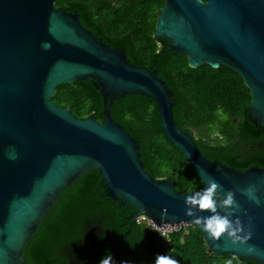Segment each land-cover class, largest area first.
I'll return each instance as SVG.
<instances>
[{
	"label": "water",
	"instance_id": "1",
	"mask_svg": "<svg viewBox=\"0 0 264 264\" xmlns=\"http://www.w3.org/2000/svg\"><path fill=\"white\" fill-rule=\"evenodd\" d=\"M55 1L0 0V264H23L24 246L42 217L90 170H97L109 198L134 209L133 222L145 215L165 231L185 224L201 232L213 255L264 264V168L239 171L203 156L176 125L172 92L157 68L131 64L123 50L106 45ZM153 37L168 43L160 61L173 52L185 55L192 69L224 65L236 72L250 93L248 120L264 126V0H164ZM86 79L103 97L102 123L78 119L51 101L58 86ZM127 95L156 103L163 134L203 187L211 178L235 192L240 207L233 219L251 232L245 244L209 239L185 215L191 193L144 169L138 141L111 117L113 102ZM249 187L259 203L243 194ZM218 210L225 211L219 204Z\"/></svg>",
	"mask_w": 264,
	"mask_h": 264
},
{
	"label": "trees",
	"instance_id": "2",
	"mask_svg": "<svg viewBox=\"0 0 264 264\" xmlns=\"http://www.w3.org/2000/svg\"><path fill=\"white\" fill-rule=\"evenodd\" d=\"M164 0H56L55 6L76 12L80 23L127 60L150 70L172 92L176 125L190 134L201 154L235 170L264 168V126L248 118L250 93L241 77L224 65L192 69L187 57L169 52L166 40L153 37ZM51 101L78 119L105 121L103 97L91 79L56 88ZM112 119L139 144L140 160L154 179H171L184 194L204 187L181 152L163 134L156 103L138 95L116 99ZM106 194L97 170L84 173L57 196L23 249V264H149L171 255L179 264H259L233 255H213L197 228L186 227L167 242L149 227L130 219L134 209ZM130 229V230H129ZM129 233L123 237L127 231Z\"/></svg>",
	"mask_w": 264,
	"mask_h": 264
},
{
	"label": "clouds",
	"instance_id": "3",
	"mask_svg": "<svg viewBox=\"0 0 264 264\" xmlns=\"http://www.w3.org/2000/svg\"><path fill=\"white\" fill-rule=\"evenodd\" d=\"M10 158H15L13 153H10ZM218 192L223 193V199L218 197ZM255 193L256 189L254 187L243 190V194L250 200L259 203ZM184 202L186 207L185 215L192 218L190 223L202 228L207 233L209 239L219 240L222 237H226L233 244L241 245L251 239V232L245 231V227L240 218L236 216L233 219L234 213L240 207L236 200L235 192L225 190L214 179L210 178L207 187H204L202 190L192 192L185 196ZM218 204L220 208L225 210L224 212L218 210ZM197 211L201 213L207 211L210 215H197ZM100 264H114V262L110 255H106L101 259ZM155 264H179V261L171 255L165 254L157 255ZM228 264H232L231 260L228 261Z\"/></svg>",
	"mask_w": 264,
	"mask_h": 264
},
{
	"label": "built area",
	"instance_id": "4",
	"mask_svg": "<svg viewBox=\"0 0 264 264\" xmlns=\"http://www.w3.org/2000/svg\"><path fill=\"white\" fill-rule=\"evenodd\" d=\"M135 222L137 224H144L147 227H149L153 232H155L157 234V237L160 238L161 240H163L164 242H167L169 239V235L172 234L173 232H178L180 231L182 228H186V227H190L188 225L185 224H180L178 225L176 228L172 229V230H159L157 228H155L152 223L147 219V217L145 215H139ZM149 264H155V261Z\"/></svg>",
	"mask_w": 264,
	"mask_h": 264
}]
</instances>
